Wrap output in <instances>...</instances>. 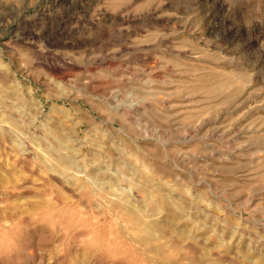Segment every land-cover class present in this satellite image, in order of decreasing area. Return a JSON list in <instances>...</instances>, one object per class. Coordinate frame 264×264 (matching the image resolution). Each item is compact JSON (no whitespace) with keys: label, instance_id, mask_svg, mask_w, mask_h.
Returning a JSON list of instances; mask_svg holds the SVG:
<instances>
[{"label":"rangeland","instance_id":"rangeland-1","mask_svg":"<svg viewBox=\"0 0 264 264\" xmlns=\"http://www.w3.org/2000/svg\"><path fill=\"white\" fill-rule=\"evenodd\" d=\"M0 264H264V0H0Z\"/></svg>","mask_w":264,"mask_h":264}]
</instances>
